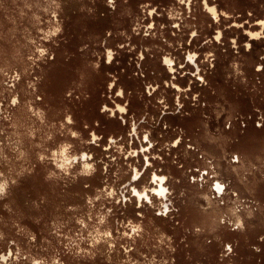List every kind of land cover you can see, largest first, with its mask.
<instances>
[{
	"label": "rangeland",
	"instance_id": "rangeland-1",
	"mask_svg": "<svg viewBox=\"0 0 264 264\" xmlns=\"http://www.w3.org/2000/svg\"><path fill=\"white\" fill-rule=\"evenodd\" d=\"M260 21L0 0V264H264Z\"/></svg>",
	"mask_w": 264,
	"mask_h": 264
},
{
	"label": "snow or ice",
	"instance_id": "snow-or-ice-1",
	"mask_svg": "<svg viewBox=\"0 0 264 264\" xmlns=\"http://www.w3.org/2000/svg\"><path fill=\"white\" fill-rule=\"evenodd\" d=\"M112 2H113V0H109V3H112ZM183 2H184V0H181V3H183ZM209 11H212L213 13L215 12L214 9H209ZM259 23L264 24V21H260ZM192 35L195 36L196 33H192ZM234 43H235V42H234ZM165 63L170 64L171 62H170V61H166ZM258 70H259V69H258ZM121 110H122V109H121ZM0 187H2V186H0Z\"/></svg>",
	"mask_w": 264,
	"mask_h": 264
},
{
	"label": "clouds",
	"instance_id": "clouds-1",
	"mask_svg": "<svg viewBox=\"0 0 264 264\" xmlns=\"http://www.w3.org/2000/svg\"><path fill=\"white\" fill-rule=\"evenodd\" d=\"M2 187H0V195H3L4 190H5V185H0ZM161 195H163V192L160 193Z\"/></svg>",
	"mask_w": 264,
	"mask_h": 264
},
{
	"label": "bare ground",
	"instance_id": "bare-ground-1",
	"mask_svg": "<svg viewBox=\"0 0 264 264\" xmlns=\"http://www.w3.org/2000/svg\"><path fill=\"white\" fill-rule=\"evenodd\" d=\"M218 190H219V188H218Z\"/></svg>",
	"mask_w": 264,
	"mask_h": 264
}]
</instances>
